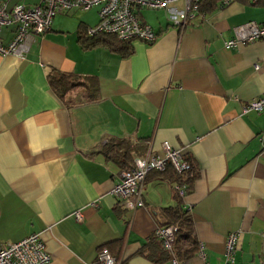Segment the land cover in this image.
Returning a JSON list of instances; mask_svg holds the SVG:
<instances>
[{
  "label": "crops",
  "instance_id": "obj_1",
  "mask_svg": "<svg viewBox=\"0 0 264 264\" xmlns=\"http://www.w3.org/2000/svg\"><path fill=\"white\" fill-rule=\"evenodd\" d=\"M183 9V0L139 9L156 37L130 41L126 56L102 42L82 46L96 7L56 14L23 58L0 55L1 245L41 233L48 264H88L102 246L123 264H170L159 250L157 261L146 253L176 206V186L151 172L144 205L127 210L111 194L124 168L101 152L113 138L134 145L133 159L161 155L166 141L198 172L181 196L198 243L183 263L223 264L225 238L236 232L234 264H264V112L241 111L264 94V39L224 47L233 27L264 22V0H204L180 30L169 16ZM12 31L1 29L2 43ZM51 68L90 77L95 98L83 100L82 88L61 99L48 84Z\"/></svg>",
  "mask_w": 264,
  "mask_h": 264
},
{
  "label": "built area",
  "instance_id": "obj_2",
  "mask_svg": "<svg viewBox=\"0 0 264 264\" xmlns=\"http://www.w3.org/2000/svg\"><path fill=\"white\" fill-rule=\"evenodd\" d=\"M11 0H0V32L3 27L13 26L12 37L7 43L0 40V55L11 54L23 58L29 50L36 35L50 29L56 14L71 9L88 10L97 8L98 21L86 29L88 36L109 34L120 41L140 40L150 43L156 34L152 28L143 23L137 11L147 9H168L176 0H39L30 5L21 0L10 4ZM201 0H183L184 9L181 16L170 13L169 20L180 30L188 21L198 14ZM231 0H223L228 3ZM257 2V0H251ZM233 37L224 42V47H234L264 39V22L247 21L233 27ZM241 111L264 112V94L245 102ZM264 135V134H263ZM162 154L149 151L144 156L133 159L127 169H123L119 179L111 188V194L127 210L144 205L143 190L147 174L151 170L163 171L169 164L176 172L189 169V163L183 158V150L172 148L166 141L161 144ZM180 196L185 194L183 187L176 185ZM77 222L82 221L79 210L72 213ZM177 226L169 224L158 226L154 234L159 238L163 248L171 254L170 264H184L173 254ZM238 240V233H229L224 242V263L234 264L233 253ZM203 256V253L199 251ZM51 256L46 249L41 233H32L16 242L0 244V264H48ZM88 264H119L109 250L102 246L96 251L95 259ZM206 264V263H203Z\"/></svg>",
  "mask_w": 264,
  "mask_h": 264
},
{
  "label": "trees",
  "instance_id": "obj_3",
  "mask_svg": "<svg viewBox=\"0 0 264 264\" xmlns=\"http://www.w3.org/2000/svg\"><path fill=\"white\" fill-rule=\"evenodd\" d=\"M204 0H201L198 4V13H201L202 4ZM82 46L89 48L96 43L102 42L108 45L113 51L119 53L122 56L129 55L132 51L129 45L130 41H120L115 36L109 34H100L88 36L83 33ZM48 84L52 90L61 98L66 100L68 94L76 89H84L82 95L83 100L94 99L97 93V85L90 77H81L74 73L61 72L54 68L49 69L47 73ZM136 148L127 139H108L101 146V152L109 159L115 161L118 165L127 169L133 161V154L136 152ZM183 158L189 163V169L183 172H176L171 165H167L163 171L151 170V172L160 173V175L168 178L174 183V186L178 185L183 187L184 192L188 191L192 182L197 178V169L185 158V152H183ZM148 173V174H149ZM147 178V176H146ZM146 181V180H145ZM176 206L169 207L165 210L168 222L162 226L175 224L177 231L175 232V242L173 245V254L183 262L193 256L198 250V243L194 235L193 222L191 216L186 208L182 205L181 196L175 188ZM105 247V246H104ZM146 247V246H145ZM142 249L140 253L145 254L146 250ZM152 248L150 253H146V256L152 260H158L153 256V252L156 250L165 254L166 258L171 257V254L166 251L159 238L154 234L151 240L148 242L147 248ZM107 248V247H106ZM144 250V252H143ZM112 255V254H111ZM115 257V256H114ZM119 264H123V261L115 257ZM163 258V257H162Z\"/></svg>",
  "mask_w": 264,
  "mask_h": 264
},
{
  "label": "rangeland",
  "instance_id": "obj_4",
  "mask_svg": "<svg viewBox=\"0 0 264 264\" xmlns=\"http://www.w3.org/2000/svg\"><path fill=\"white\" fill-rule=\"evenodd\" d=\"M13 1H16V0H13Z\"/></svg>",
  "mask_w": 264,
  "mask_h": 264
}]
</instances>
